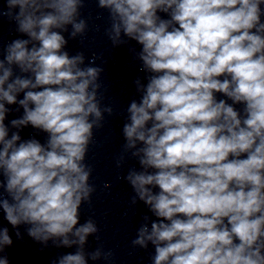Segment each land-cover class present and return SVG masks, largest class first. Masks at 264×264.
I'll list each match as a JSON object with an SVG mask.
<instances>
[{"label": "clouds", "instance_id": "9594fccd", "mask_svg": "<svg viewBox=\"0 0 264 264\" xmlns=\"http://www.w3.org/2000/svg\"><path fill=\"white\" fill-rule=\"evenodd\" d=\"M84 7L85 0L0 6V19L27 37L0 52V209L17 239L24 225L44 247L75 248L51 264L115 257L103 244L86 250L100 230L91 217L81 222L96 191L86 163L94 130L114 114L102 106L103 66L66 50L89 29ZM97 7L108 13L112 47L140 45L129 51L145 73L133 82L139 99L126 108L115 160L118 169L138 164L119 178L132 190L130 204L150 213L132 248L151 246L150 264H264V0H97ZM12 105L23 114L6 124ZM28 126L46 141L22 139ZM12 245L0 227V264H10Z\"/></svg>", "mask_w": 264, "mask_h": 264}]
</instances>
